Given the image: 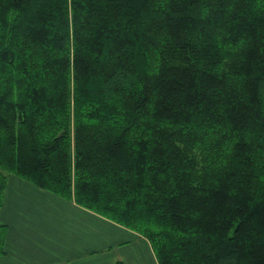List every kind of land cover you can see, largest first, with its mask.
<instances>
[{
  "label": "trees",
  "instance_id": "trees-1",
  "mask_svg": "<svg viewBox=\"0 0 264 264\" xmlns=\"http://www.w3.org/2000/svg\"><path fill=\"white\" fill-rule=\"evenodd\" d=\"M13 175L159 264H264V0H0Z\"/></svg>",
  "mask_w": 264,
  "mask_h": 264
},
{
  "label": "crops",
  "instance_id": "crops-1",
  "mask_svg": "<svg viewBox=\"0 0 264 264\" xmlns=\"http://www.w3.org/2000/svg\"><path fill=\"white\" fill-rule=\"evenodd\" d=\"M0 223L7 228L0 264H159L137 232L15 175Z\"/></svg>",
  "mask_w": 264,
  "mask_h": 264
}]
</instances>
